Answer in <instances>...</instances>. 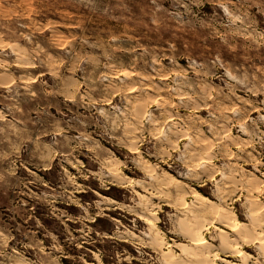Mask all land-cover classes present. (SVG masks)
<instances>
[{
	"label": "rangeland",
	"instance_id": "obj_1",
	"mask_svg": "<svg viewBox=\"0 0 264 264\" xmlns=\"http://www.w3.org/2000/svg\"><path fill=\"white\" fill-rule=\"evenodd\" d=\"M261 246L264 0H0V264Z\"/></svg>",
	"mask_w": 264,
	"mask_h": 264
},
{
	"label": "bare ground",
	"instance_id": "obj_2",
	"mask_svg": "<svg viewBox=\"0 0 264 264\" xmlns=\"http://www.w3.org/2000/svg\"><path fill=\"white\" fill-rule=\"evenodd\" d=\"M112 175V174H111ZM197 194V193H196ZM196 198L200 201V202H203V203H205V204H210L211 203V201L208 199V198H205V197H203L202 195H200L199 193L196 195ZM209 208V207H208ZM193 209V211H194V213H196V212H201L202 210L200 209V208H197V207H195V208H192ZM193 214V213H192ZM191 214V215H192ZM190 215V214H189ZM193 217H196L195 216V214H193L192 215ZM191 216V217H192ZM231 218V217H230ZM187 219V218H186ZM233 220H235L233 223H229L228 225L230 226V228H231V231L233 232V233H236V234H238V235H242L241 233L243 232L244 233V231H241V224L236 220V218H234ZM232 220V221H233ZM227 221V220H226ZM226 226V225H225ZM190 227V226H189ZM190 230V229H189ZM194 230V229H193ZM244 230H246V229H244ZM192 231V230H191ZM220 232L221 233H226V232H224V230H220ZM190 234V233H189ZM245 234V233H244ZM242 235V237H246V235H247V233H246V235ZM195 237V236H194ZM194 237H190L189 239H190V244L189 245H187V244H183L182 245V248H181V251H182V249H183V253H185V255L187 256V257H189V258H186V259H191L192 258V255H196V256H202V255H205V254H203V252H202V250L203 249H205V248H208V241H206V239H199V238H194ZM203 238V237H202ZM252 238V237H251ZM223 242V241H222ZM258 242V241H257ZM234 243V242H233ZM244 243V242H243ZM182 244V243H181ZM224 244H226L225 242H224ZM226 247V246H225ZM224 247V248H225ZM238 247V246H237ZM262 248L264 247V246H261ZM192 250H194L195 252L194 253H191V255H190V252L192 251ZM233 250H236V249H233ZM205 251V250H204ZM182 253V252H181ZM182 253V254H183ZM205 253H207V252H205ZM240 253V252H239ZM182 254H180V255H182ZM210 254V253H209ZM232 254V253H231ZM240 255V254H239ZM184 256V255H183ZM182 256V257H183ZM185 257V256H184ZM225 257H227V258H229L230 256L229 255H226ZM194 258V257H193ZM196 258H199V257H196ZM202 258H204V257H202ZM200 259V258H199ZM182 261H184V260H182ZM181 261V262H182ZM196 261V260H195ZM176 263V262H175ZM177 264V263H176Z\"/></svg>",
	"mask_w": 264,
	"mask_h": 264
}]
</instances>
